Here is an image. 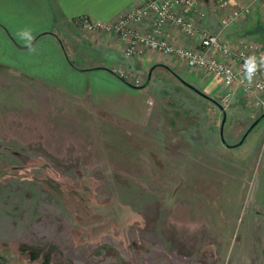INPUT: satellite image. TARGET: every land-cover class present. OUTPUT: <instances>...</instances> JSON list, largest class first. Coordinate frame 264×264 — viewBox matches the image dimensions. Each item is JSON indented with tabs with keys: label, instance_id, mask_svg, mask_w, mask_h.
I'll return each mask as SVG.
<instances>
[{
	"label": "rangeland",
	"instance_id": "1",
	"mask_svg": "<svg viewBox=\"0 0 264 264\" xmlns=\"http://www.w3.org/2000/svg\"><path fill=\"white\" fill-rule=\"evenodd\" d=\"M245 2L221 38L264 42V0ZM167 89L173 123L156 131L0 68V264H264V103L238 90L223 130L236 145L199 154L207 131L174 113L195 97Z\"/></svg>",
	"mask_w": 264,
	"mask_h": 264
},
{
	"label": "crops",
	"instance_id": "2",
	"mask_svg": "<svg viewBox=\"0 0 264 264\" xmlns=\"http://www.w3.org/2000/svg\"><path fill=\"white\" fill-rule=\"evenodd\" d=\"M145 1L0 0V68L35 81H45L79 98H88L107 114L143 129L152 125L156 131L163 130L162 126L174 119L166 108V96L167 88L177 85L195 97V102H181L180 109L174 110L182 114L175 116L180 123L178 128L188 133L193 130L195 136L202 127L207 131L206 136L195 138L199 154L236 145L223 138L225 110L230 103H224L221 97L231 87L223 84L219 77L202 68L193 70L181 66L175 57L159 51L129 57L123 52V42L118 36L105 31L85 36L84 27L77 21L86 16L94 21L116 22ZM215 1L207 0V5ZM245 1L233 0L232 7L246 4ZM182 10L193 15L190 9ZM220 18V13L210 11L198 22L222 36L224 28ZM164 35L179 44H193L172 25L165 27ZM81 36L93 41L88 44ZM92 50L96 52L89 53ZM95 55L97 59L93 58ZM121 71L145 78L146 82L142 86L130 84L121 77ZM209 112L216 113L213 120L208 117ZM221 112L224 119L220 134L215 125ZM166 131L164 133L169 134L170 129ZM180 141L185 150H188V142H193L186 134Z\"/></svg>",
	"mask_w": 264,
	"mask_h": 264
},
{
	"label": "built area",
	"instance_id": "3",
	"mask_svg": "<svg viewBox=\"0 0 264 264\" xmlns=\"http://www.w3.org/2000/svg\"><path fill=\"white\" fill-rule=\"evenodd\" d=\"M232 1L216 0L208 6L207 0H146L116 22L94 21L85 16L79 23L95 32L105 31L118 36L123 42V52L129 57L143 56L146 51H159L175 57L181 66L193 70L202 68L216 75L223 84L231 87L221 97L224 103H229L238 90L249 96L255 95L264 103L260 96L264 93V42L249 37L229 43L198 22L210 11L220 13L224 29L247 18L251 12L250 4L232 7ZM228 8H232L229 13L226 12ZM182 9H190L193 15ZM169 25L179 29L193 44H179L165 36L164 29ZM121 75L137 86L146 81L125 73Z\"/></svg>",
	"mask_w": 264,
	"mask_h": 264
},
{
	"label": "water",
	"instance_id": "4",
	"mask_svg": "<svg viewBox=\"0 0 264 264\" xmlns=\"http://www.w3.org/2000/svg\"><path fill=\"white\" fill-rule=\"evenodd\" d=\"M259 121H260V119L255 120V121L253 122V125L251 126L250 129H253V127H255ZM244 137H245V136H244ZM244 137H243V139L240 141V144L244 141V139H245Z\"/></svg>",
	"mask_w": 264,
	"mask_h": 264
},
{
	"label": "trees",
	"instance_id": "5",
	"mask_svg": "<svg viewBox=\"0 0 264 264\" xmlns=\"http://www.w3.org/2000/svg\"><path fill=\"white\" fill-rule=\"evenodd\" d=\"M121 77L124 78L128 83L132 84L127 78H125L123 76H121ZM238 144H240V143H238Z\"/></svg>",
	"mask_w": 264,
	"mask_h": 264
},
{
	"label": "flooded vegetation",
	"instance_id": "6",
	"mask_svg": "<svg viewBox=\"0 0 264 264\" xmlns=\"http://www.w3.org/2000/svg\"><path fill=\"white\" fill-rule=\"evenodd\" d=\"M261 214V213H260Z\"/></svg>",
	"mask_w": 264,
	"mask_h": 264
}]
</instances>
